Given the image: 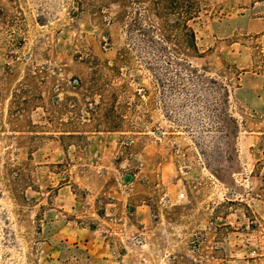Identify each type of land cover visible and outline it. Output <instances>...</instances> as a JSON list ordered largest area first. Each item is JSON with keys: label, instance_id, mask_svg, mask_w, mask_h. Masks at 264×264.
I'll return each mask as SVG.
<instances>
[{"label": "rangeland", "instance_id": "obj_1", "mask_svg": "<svg viewBox=\"0 0 264 264\" xmlns=\"http://www.w3.org/2000/svg\"><path fill=\"white\" fill-rule=\"evenodd\" d=\"M199 6L176 65L117 5L0 0V264H103L84 229L120 264H264V0Z\"/></svg>", "mask_w": 264, "mask_h": 264}, {"label": "trees", "instance_id": "obj_2", "mask_svg": "<svg viewBox=\"0 0 264 264\" xmlns=\"http://www.w3.org/2000/svg\"><path fill=\"white\" fill-rule=\"evenodd\" d=\"M80 8L90 7L102 13V7L114 4L119 7V16L129 17L126 23L128 46L142 50L149 49L155 62L186 63V57L199 56V48L189 21L199 12V0H76ZM181 55V56H179ZM177 59H173V57ZM128 57V49L121 58ZM166 58L168 61H166ZM181 59V60H179ZM182 61V62H179ZM188 64V63H187ZM173 72L183 86L186 78L180 67L162 68ZM205 77V76H204Z\"/></svg>", "mask_w": 264, "mask_h": 264}, {"label": "crops", "instance_id": "obj_3", "mask_svg": "<svg viewBox=\"0 0 264 264\" xmlns=\"http://www.w3.org/2000/svg\"><path fill=\"white\" fill-rule=\"evenodd\" d=\"M83 231L84 232H80V237H82L81 234L86 237H89L87 241L89 247H94L95 245L99 246L97 250H93L94 251L93 253L101 257L103 264H120L119 257H118L119 252L115 248V245L112 243L113 236L107 235L106 233H102V235L99 236V239H100L99 240L100 245H99V244H93V240H92L93 238L89 236L90 233H88L86 229H84ZM104 231H107V230L104 229Z\"/></svg>", "mask_w": 264, "mask_h": 264}]
</instances>
